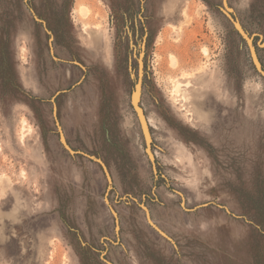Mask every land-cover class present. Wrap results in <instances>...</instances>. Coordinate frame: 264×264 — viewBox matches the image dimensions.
Wrapping results in <instances>:
<instances>
[{
	"label": "rangeland",
	"instance_id": "rangeland-1",
	"mask_svg": "<svg viewBox=\"0 0 264 264\" xmlns=\"http://www.w3.org/2000/svg\"><path fill=\"white\" fill-rule=\"evenodd\" d=\"M0 264H264V0H0Z\"/></svg>",
	"mask_w": 264,
	"mask_h": 264
},
{
	"label": "bare ground",
	"instance_id": "bare-ground-1",
	"mask_svg": "<svg viewBox=\"0 0 264 264\" xmlns=\"http://www.w3.org/2000/svg\"><path fill=\"white\" fill-rule=\"evenodd\" d=\"M80 11H81V13L84 16H91V14H92V10L90 9V7L87 6V5H85V4H83L81 6ZM173 11H174V6L172 7V9H171L170 12L173 13ZM181 16H182L181 17V22H180L181 24L182 23H189L190 22V20H191V13L188 12V5H187V3L184 4V6H183V8L181 10ZM174 28L178 31L179 35H181L182 26L181 27L180 26H174ZM83 29L85 31H88L90 29V25L85 24L83 26ZM95 29H97V31H99V25H96L95 26ZM92 35H93V39H92L91 43L93 44V47H94L95 51L98 52L99 54H101V56H103V57L108 58L109 60H111V57L112 56L110 54V41L108 39L101 41L100 38H99V35H97V33L94 32V31H93ZM176 58H177L176 56L175 57L173 56L171 58L172 59L171 60L172 61V65H175L176 64L175 63L177 61ZM178 62H179V59H178ZM188 80H189V78L187 79V76H186L185 77V80L181 81V84L182 85H187ZM189 81H191V79Z\"/></svg>",
	"mask_w": 264,
	"mask_h": 264
},
{
	"label": "water",
	"instance_id": "water-1",
	"mask_svg": "<svg viewBox=\"0 0 264 264\" xmlns=\"http://www.w3.org/2000/svg\"><path fill=\"white\" fill-rule=\"evenodd\" d=\"M142 92H143V69H141L140 72V76L138 79V84L132 100V104L141 125V130L146 144L147 155L152 162L154 170L157 172L156 157L153 152V139L149 126V121L141 104Z\"/></svg>",
	"mask_w": 264,
	"mask_h": 264
}]
</instances>
